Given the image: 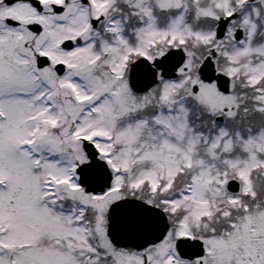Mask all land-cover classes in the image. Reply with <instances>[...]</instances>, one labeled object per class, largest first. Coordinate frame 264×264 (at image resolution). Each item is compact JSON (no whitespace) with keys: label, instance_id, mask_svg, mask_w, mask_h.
Listing matches in <instances>:
<instances>
[{"label":"snow or ice","instance_id":"6c2138e0","mask_svg":"<svg viewBox=\"0 0 264 264\" xmlns=\"http://www.w3.org/2000/svg\"><path fill=\"white\" fill-rule=\"evenodd\" d=\"M82 2L86 6H98L93 13L98 18L107 11L111 0ZM237 2L242 4L243 0ZM173 3L179 7L182 0H162L161 6H172ZM24 4H32L39 11L44 10L41 0H0V25L21 24L23 18L15 13ZM66 6L73 7L70 0H54L52 4L57 14L65 12ZM144 11L152 15L150 8ZM235 11V8L227 9L224 16L234 17ZM200 12L220 19L211 9H198ZM41 19L36 17L29 20L28 28L36 33L44 31L45 25L40 22ZM179 20H183V13ZM245 22H248V17H245ZM95 23L96 19L89 17L83 26L56 41L51 47L63 48L65 51L62 55H57L49 46L41 47L34 54L30 79L23 86H15L19 81L0 77V133L4 130L2 125L10 116V110H16L20 105L27 106L23 129L10 141V148L6 151L26 166L36 184L37 190L33 194L36 206L51 221L50 224L38 225L28 238L14 247L22 252H27L34 245L53 249L60 258L59 264H176L180 258L209 264L211 248L205 242L204 234L197 231V221L206 222L205 217L213 213L192 211L194 202H207L197 200L196 185L202 180L210 183L216 179L230 188L239 178L241 190L254 197L257 192L253 169L264 166V160L251 167L236 168L235 176L229 175L228 169L215 177L205 172L194 173L190 182L177 187L186 169L192 168L194 163L203 162V158L198 161L192 158L196 141H190L189 149L185 151L165 138L158 148L138 141L139 130L147 120L138 119L135 128L131 124L118 128L116 125L120 116L142 106L129 105L121 99V90L131 92L133 96L146 97L156 89L162 101H170L174 98L177 85L188 82L191 85L189 94L203 101L201 85L191 79L192 69L186 47L188 38L195 36L215 49L199 61L203 81L213 84L216 92L225 98V103L219 105L220 111L229 116L235 115V109L227 103V99L232 94L233 77L238 67L233 64L221 73L219 68L209 69L208 66L219 54L235 62L236 55L222 47L221 42L227 38L229 31H232L233 40L243 43V37L238 30L227 27L220 30L217 26L209 33L190 28L184 34L161 30L150 24L147 26L150 39L145 45H132L121 34L117 39L125 48L116 54L113 50H118L119 45L105 41L101 50H97V42L88 39L87 34ZM254 29L253 24L248 33L250 41ZM111 30L119 32L118 27ZM3 34L0 30V35ZM82 40L88 42L82 43ZM162 44L167 45L166 50L156 54V48ZM240 51L248 53L257 49L251 48L249 42ZM81 54L87 57L83 63L79 58ZM104 64L108 65L103 69L104 75L95 74L93 78L95 69ZM47 69H51V75L44 78L51 87L36 92L43 74L41 70ZM177 75L182 77L180 81L170 79ZM80 76L89 82L88 88L83 87L77 79ZM248 80L253 85L259 84L264 80V72L253 74ZM65 86L68 90L58 100L57 89ZM258 91L264 92V88ZM16 92L34 94L30 97L6 95ZM113 100L119 103V110H115ZM68 102L75 105L77 110L68 111L65 107ZM257 107L264 110V104ZM211 110L217 111L215 103L211 105ZM153 119L176 131L162 114L154 115ZM226 136L227 131L222 129L220 136L209 146L213 155L222 141L226 149L231 148V138L224 140ZM38 144L40 147H37ZM164 148L182 153L181 162L170 163L166 160ZM44 149H47L46 153ZM252 155L255 157L256 154ZM229 163L231 167H236L235 162ZM7 169L5 156L0 152V208L13 190ZM240 199L236 195L230 197L234 204ZM65 200L73 202L70 211L65 210ZM244 207L249 206L245 204ZM226 214H230V210ZM10 227L9 217L0 211V250L12 247L5 240ZM208 231L215 233V228ZM44 241H47L46 245ZM172 241H175L174 246ZM0 264H4L2 258ZM8 264L23 262L13 258Z\"/></svg>","mask_w":264,"mask_h":264},{"label":"flooded vegetation","instance_id":"af4514ba","mask_svg":"<svg viewBox=\"0 0 264 264\" xmlns=\"http://www.w3.org/2000/svg\"><path fill=\"white\" fill-rule=\"evenodd\" d=\"M41 2L44 8L43 11L37 10L32 4H24L17 8L15 14L23 18V22L18 26L0 25V30L4 33L0 35V59H4L5 55L12 53L8 52V50H12L18 56H30L35 62L34 54L43 46H49L50 50L55 51L57 55H62L65 51L63 48L51 46L55 45L56 41L60 40L63 35L72 32L75 28L83 26L89 17L96 19V23L87 34L88 39L97 42V50H101L105 41L113 45H119L120 47L118 50H113L116 54H118L119 51H123L125 48V45L117 39L121 34L132 45H145L147 40L150 39L148 35L150 29L147 27L150 24L161 30H174L184 34H187L190 28L192 30H199L203 33H209L217 28L221 18H227L224 16V12L221 14L217 13L218 11L215 12L219 15V20H217L215 16L203 14L202 12L198 13V9H214L213 7L217 3V0H182L179 7H176L174 3L172 6L162 7V0H111L107 11L102 13L98 18L93 16V13L98 10V6H86L82 0H70V4L73 5V7L66 6L65 12L59 14L55 13L52 8L54 0H41ZM235 4H237L236 0H229L230 8L234 7ZM13 7L16 8L15 5ZM145 8H150L152 10L151 16L146 14L144 11ZM254 8L259 12H263L264 4L261 5L257 3V0H243V3H240L235 9V16L230 18L226 23L227 28L238 30L239 34L243 37V43H241L240 40L231 39L232 31H229L227 38L221 42V46L232 54L234 49L237 48L238 50L236 49V51L238 52L236 57L239 56L238 53H242L240 50L244 49L246 45H249V42L251 48L257 49V51L245 53L243 65L244 72H237L233 77L234 87L229 97V104L235 109V115L228 116L225 113L217 114L216 112H210L204 104H202L201 100H197L192 104L191 102L193 101L191 100L193 97H188L189 100L191 99V102L186 104V108L189 109L188 120L191 125H194V132L198 134L199 149L209 147L214 129L216 127H223L227 125L228 122L229 126L227 129L229 130V138H231L232 145L229 150H225L223 155L224 158L218 159L209 154L210 159L208 160L211 163L193 165L192 168L187 169V172L190 174L202 168H210L222 172L228 169L229 173H233L231 176H235L234 170L236 167L232 168L229 163L230 161L235 162L237 167L243 168L242 166L244 165L245 167H249L246 157L250 154V149L248 148L249 146H246V143L254 139L258 141L259 138L260 142L264 144V139H260L261 136L264 138V110L257 107V105L264 104V99H261V97H264V92L258 91V89L264 88V80H261L260 83L256 85L251 84L248 80L249 76L264 72V63H261L264 62V19L262 15H257V19L254 21L256 27L252 32L251 41L248 35L250 28L240 25L239 22L240 19L251 13ZM81 13H85V15ZM182 13L183 20L181 21L179 18ZM5 14H8L7 6H5ZM36 17H42L43 19H41L40 22L45 25L44 31L40 33H36L27 26L29 20ZM113 22L116 23L114 24ZM116 27L119 28V32L111 30ZM87 42L88 41L82 40V43ZM7 44L11 45L8 50L7 47L5 49ZM28 45L30 48L26 51L25 48H27ZM186 47L189 50L188 63L190 60L193 61L189 66L192 72L195 73L196 82L199 83L200 81L202 85H213L203 81L199 73V61L203 60L204 57L208 55L209 51L214 52L215 49H212L210 45H206L195 36L188 38ZM166 48L167 45L162 44V46L156 48V54L162 50H166ZM105 55L110 54L106 53ZM79 58L82 63L87 59L84 54H81ZM213 62L215 67L220 69L221 73L229 69V62L232 63L229 61L228 57L223 54L217 55ZM104 68H108V65L104 64L96 68L95 72L104 75ZM41 71L42 73L51 72V69ZM95 74L96 73H93V76H95ZM77 79L82 82L85 80L84 76L77 77ZM170 79L179 81L182 77L177 75ZM42 84L41 75L39 85L42 86ZM48 85V87H51L50 84ZM187 86L189 87V84L177 85L178 92L186 89ZM64 89L67 91V86H65ZM56 98L59 100L58 95ZM113 102L117 108L119 103L115 100H113ZM176 108V105L162 107L161 114L168 115L176 113L177 111H174ZM153 112L154 114H160L158 107H155ZM137 116V112H131L128 119L134 121L137 119ZM122 118L123 117H121V119ZM118 122H121L120 118ZM157 125L158 124H156V126ZM165 127L167 128V126ZM163 134L173 137L171 133L168 134L163 132L162 135ZM243 145L245 147H243ZM37 147H40V145L38 144ZM222 147L223 145H221L220 148ZM44 151L46 153L47 149H44ZM253 152L254 151H251V153ZM196 156L201 157V154H196ZM203 157L207 159V156ZM213 158L216 160H213ZM259 160H264V151L259 154ZM253 174L255 175L256 196L253 197L251 193H245L241 190L242 182L239 178H236L239 180V189L237 191L227 192L229 197L233 195L239 196L241 199L238 202L244 205L247 204L250 207L257 206L262 209L264 208V166L253 169ZM25 183H28V186L25 187L26 189L30 188L31 190H37L36 184L33 181ZM26 189L19 197L21 201L19 213L20 215L24 214L25 217L22 220L18 219V227L16 229H14L15 227L13 228L14 231H19V243L23 239L28 238L33 229L38 225L43 226L51 223V221L39 212L33 194L31 195V200L30 194H28ZM63 203L65 205V210L70 211L73 202L65 200ZM8 204H3L4 208H7ZM229 208L232 212H230L227 219H220L222 213L213 214L210 221L211 225L207 228L202 227L197 229V231L204 234L205 242L211 248L209 264H229V244H213V238L219 243L224 242L223 240H229V227H231L230 236L236 235L234 234L235 229L240 225L241 218V214L236 210L240 209H237L233 204L229 205ZM254 225H256V223H254ZM210 228H215V233H210L208 231ZM216 237L220 238L217 239ZM171 243L172 246L175 245V241ZM46 244L47 241H44V245ZM49 253L51 255V260L49 262L42 261L41 258L44 260ZM59 260V256L53 249L34 245L27 252L21 251L19 261L23 262V264H59ZM176 264H198V260L180 258L176 261Z\"/></svg>","mask_w":264,"mask_h":264},{"label":"rangeland","instance_id":"374dc122","mask_svg":"<svg viewBox=\"0 0 264 264\" xmlns=\"http://www.w3.org/2000/svg\"><path fill=\"white\" fill-rule=\"evenodd\" d=\"M203 1V0H202ZM235 3V1H234ZM234 7L237 8L240 3L237 2ZM257 3L264 4V0H257ZM219 5V6H218ZM212 11L221 14L225 12L227 9H229V0H217V3L214 5ZM204 9V8H203ZM222 10V11H221ZM224 10V11H223ZM221 11V12H220ZM203 13V12H202ZM204 14V13H203ZM257 15H262L264 19V11L259 12L257 9L254 8V10L246 15L245 17H248V22H245V17L239 20L240 25L244 27H249L250 30L253 28V24L255 25V20L257 19ZM213 16V15H211ZM256 27V25H255ZM253 32V31H252ZM230 42V41H229ZM7 47V50L9 47H11L10 44H7L5 46V49ZM29 45L26 49L28 51ZM237 49V48H236ZM236 49H234L233 55L237 56ZM238 50V49H237ZM9 55H5L4 59H0V77H2L5 80H13V81H19L20 83L16 84L15 86H23L24 83L30 79L31 76V68L34 66V59L30 56H18L14 51ZM13 54V55H12ZM237 60L235 62L230 63L229 62V68L235 64V66L238 67L237 72H244V56L245 53H238ZM193 63L192 60L189 61V64L191 65ZM236 72V73H237ZM96 74H99L95 72ZM51 72H45L42 74V86L39 85V82L35 88V91L38 92L41 90V88L48 87L49 83L48 80L45 79V76H50ZM93 76V74H92ZM94 78V76H93ZM191 79L196 82L195 73H191ZM180 81V80H179ZM82 86L85 88L89 87V82L87 80H84L83 82L80 81ZM184 84H189V87L187 86L186 89L181 90V92H178L177 89L174 93V98L170 101H162L160 93L153 89L150 91L146 97L145 96H133L131 92H125L123 89L121 90V99L126 100L129 105H142L140 107H135L134 110H130L128 112H125L122 116H120L121 124L118 122L117 127H122L127 124H131L134 128L136 126V121L138 119L147 120V123L142 125L139 133H138V141L147 142L148 146L156 145L158 148L162 145V142L167 138L168 140L174 142L176 145H178L181 149L187 151L189 149L190 141H196V143L193 145L194 151H192L191 155L194 161L200 160V158H203L202 163H194L196 164H205V163H211L208 159L209 154L212 156L217 157L218 159L224 158L223 155L225 153L226 149L224 146V142L222 141L220 143V146L216 148L215 155L209 150V147L199 149L198 147V134L194 132V125H191L188 120V113L189 109L186 108V104L188 102H191L192 104L197 101V99L192 98L190 101L188 99L189 96V90H190V83L185 82ZM183 84V85H184ZM199 84L200 81H199ZM114 86V85H110ZM201 95L203 96L202 104L207 108L208 111L211 110V105L213 103L217 106V114H224V112H221L219 109V105L221 103H225V98L220 96L213 85H202L201 84ZM65 89L58 88V96L59 100L64 96ZM34 93L32 92H16V93H6V95L11 96H32ZM39 103V102H37ZM227 103H229V97L227 99ZM168 105H176L177 108L174 111H177L173 114L168 115H162L163 118H166L170 120L173 127L176 129V131H173L171 128L167 126L165 127V124H162L155 119H153L154 114L153 110L155 107L159 108V112L161 114L162 107L168 106ZM119 104L117 105L116 110H119ZM7 107V105H6ZM65 107L68 111H76L77 108L75 105H72L70 102H68ZM131 112H137L138 116L137 119L132 121L129 120V114ZM213 112V111H212ZM226 114V113H225ZM27 115V106L20 105L16 110H10V116L6 118L3 122V132L0 133V152L5 156V164L8 165V175L9 179L11 180L13 184V190L11 193H9L7 200L4 201V204L8 207L0 208V211L3 213H6L9 216V223L11 224V227L9 229V235L5 237V240L9 245L12 247H5L3 250H0V258L3 259L4 264H8L9 260L15 258L16 260H20L21 256V250L17 247H14L19 244V231L13 230L18 227L19 220H22L25 215H20V206L21 201L19 197L21 196V193L24 192L26 189L25 187L28 186L29 181H33L30 173L26 170V166L23 165L22 162L12 158L8 155L7 149L10 148V141L13 140L15 137H17L24 125V117ZM227 115V114H226ZM229 116V115H228ZM121 117H123L121 119ZM118 118V121H119ZM156 124H158L156 126ZM229 126V122L227 125L223 127H216L212 133L211 137V144L216 141L217 137L220 136L221 130L227 131V136L224 137V140L229 139V130L227 129ZM171 133L173 137L162 135V133ZM260 139H264L263 136L260 137ZM254 139L248 143H246V146H249L250 154L247 155V164L249 167L259 162V154L264 151V144L260 142L259 138ZM210 144V145H211ZM221 145H223L222 148ZM243 147H245L243 145ZM247 149V148H245ZM164 154L165 159L168 160L170 163L172 162H181L180 158L182 156V153H178L175 151V149L169 150L167 148H164ZM197 151V152H196ZM251 151H254L255 157L252 155ZM196 154H201V157H197ZM16 155L18 156V150L16 151ZM203 156H207V159ZM213 160H216L213 158ZM226 162L225 160H223ZM247 166V165H246ZM243 168H247L242 166ZM234 168V167H232ZM236 168H241L237 167ZM235 171V172H234ZM233 172L236 174V169ZM201 172H205L212 176H218L221 175L222 171H215L214 169L210 168H202L201 170L194 172L196 174H199ZM194 173H188L187 169L184 173L181 174L182 179L180 180L177 187H182L186 182L190 181V178ZM228 174L232 175L233 173ZM206 178V177H205ZM255 178V175L253 174V179ZM255 180V179H254ZM258 180V179H257ZM25 188V189H24ZM28 194H30V197L32 194H34L35 190H31L30 188L26 189ZM196 195L197 200H203L207 201L206 203H197L194 202L195 206L193 207V212H205L210 211L213 214L222 213L223 220L227 219L229 217V214H226L228 210H230L229 205L233 204L237 209V212L241 214L240 218V225L236 227L235 233L236 235H231V227H229V240H223L224 242L219 243L218 241H215L213 238V244H229V264H264V208L260 209L257 206H252L245 208L244 204L241 202H236L235 204L231 202L228 192L226 191V186L223 184H220L216 179H213L210 183H204L203 180L196 185ZM34 197V195H33ZM32 200V197H31ZM230 212H232L230 210ZM214 218V217H213ZM212 219V215L210 217H205L206 222H200L197 221V229L200 228H207L210 224V221ZM218 219V220H220ZM221 219V220H222ZM256 223V225H254ZM13 230V231H12ZM237 230V231H236ZM217 239L220 237H216ZM47 258L42 261L49 262L51 260L50 253L46 255ZM43 263V262H42ZM40 264V263H39Z\"/></svg>","mask_w":264,"mask_h":264},{"label":"water","instance_id":"95a60500","mask_svg":"<svg viewBox=\"0 0 264 264\" xmlns=\"http://www.w3.org/2000/svg\"><path fill=\"white\" fill-rule=\"evenodd\" d=\"M234 16H235V14H234ZM230 18H232V17L221 18V19L219 20V23H218L217 26H219V29H220V30H224V28L226 27V23H227V21H228ZM212 67H215L214 62H213L211 65L208 66L209 69L212 68ZM207 70H208V69H206V71H207ZM199 73H200V72H199ZM200 75H201V73H200ZM201 77H202V76H201ZM238 189H239V181H238V180H235V183H234L230 188H228V190H230V191H237Z\"/></svg>","mask_w":264,"mask_h":264},{"label":"trees","instance_id":"16d2710c","mask_svg":"<svg viewBox=\"0 0 264 264\" xmlns=\"http://www.w3.org/2000/svg\"><path fill=\"white\" fill-rule=\"evenodd\" d=\"M218 213V212H217Z\"/></svg>","mask_w":264,"mask_h":264}]
</instances>
